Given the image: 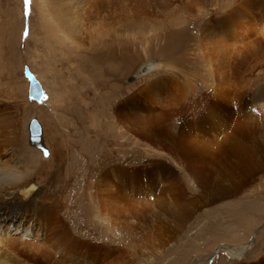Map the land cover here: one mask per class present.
Listing matches in <instances>:
<instances>
[{"label": "rangeland", "instance_id": "obj_1", "mask_svg": "<svg viewBox=\"0 0 264 264\" xmlns=\"http://www.w3.org/2000/svg\"><path fill=\"white\" fill-rule=\"evenodd\" d=\"M59 10L69 20H62ZM263 33L264 0H0V124L11 126L9 120L14 122L16 134L10 135L14 141L7 147H16L20 152L17 156L23 155L26 165L36 167L28 182L41 186L49 181L54 163L49 156L60 148L67 153L65 173L69 175L74 150L77 160L88 168L89 184L84 194L88 203L94 198L89 187L95 190L96 175L106 169L105 162L121 160L126 170L135 171L130 175L136 187L132 201L131 196L109 200L107 211H100V203L92 210L89 203L88 213L79 207L78 198H72L67 210L57 211L68 235L86 237L85 241L94 242L92 245H110L116 250L120 246L116 251L121 256L118 264H142L145 253L155 250L151 239L158 236L159 218L153 219L151 213L157 210L161 189L170 188L177 180L183 187L181 198L196 199L205 205L182 228L176 252L156 264H239L241 258L217 247L250 242V251L254 252L251 263L264 256V170L239 193L207 202V194L201 196L203 189L196 185L191 170L170 153L169 140L147 139L124 123H108L104 117L108 110L103 109V102L109 98L112 104H124L128 109L135 104L143 127L185 138L187 133L182 131L187 126L196 137L200 135L197 139L203 138L216 147L218 139L223 138L225 122L218 117L211 121L213 116L203 101L205 95L233 110L243 100L249 102L250 111L243 123L259 126L254 125L261 133L258 143L264 148ZM149 63L154 64L153 70L138 75V68ZM25 66L44 87L41 101L29 98ZM196 102L200 103L196 111L208 114L205 118L219 137H209L208 125L203 130L193 111ZM112 104L109 112L115 117ZM177 110H181V120L189 117L185 127L178 118L172 117V122L163 119ZM32 117H37L43 126V148L30 144ZM75 118L79 121L75 122ZM96 124L98 132L108 134L106 141H101L97 133L98 140L94 139L93 144L87 142V133L78 139L77 127L82 133L80 125L94 128ZM0 140L3 141L1 137ZM101 151L106 152L104 160ZM199 151L200 148L188 159L207 173L213 165L208 155L213 156H197ZM75 187L78 191V184ZM60 195L62 198V191ZM116 204L123 206L122 219L110 221L114 207H122ZM127 211L137 219L126 221ZM131 212L128 217L133 215ZM153 225L157 227L153 229ZM95 228H101L104 234L99 231L91 236ZM16 248L11 244L4 247L12 252L15 264H33ZM202 256L207 261H197ZM116 258L112 254L105 262L112 264ZM98 261L104 263L103 259Z\"/></svg>", "mask_w": 264, "mask_h": 264}, {"label": "bare ground", "instance_id": "obj_2", "mask_svg": "<svg viewBox=\"0 0 264 264\" xmlns=\"http://www.w3.org/2000/svg\"><path fill=\"white\" fill-rule=\"evenodd\" d=\"M59 17L64 21L69 20L64 11L59 12ZM143 65H141L137 71H139ZM153 65L150 71L153 70ZM59 97L61 98V96ZM59 97L58 99H60ZM109 99L103 102V106L105 104L103 109H105V111L108 110L107 114L105 113L106 115L104 116L108 120V123L109 121L117 122V124L124 123L129 128V130L137 132L139 135L144 136L147 139L158 137L162 141L169 140L168 145L170 144V153L173 156L182 159L184 168H189L191 170L190 173L197 182L196 185H200V190L203 189L201 196L207 194V202L223 199L233 194L239 193L245 186H249L250 183L254 182V180L257 178L256 176L264 170V148L259 145L257 140L258 137H260L259 134L261 133L258 131L259 129H255V124V126L252 124L254 127H252V125H250V127L243 123L244 119L246 120L249 118L247 117L248 113L250 112L249 102L247 101L238 100L240 102L239 108L233 110L229 107H226V105L224 106L223 104L219 103L220 101L217 102L213 100L210 95H205L203 101L205 106L211 112V116H213L211 121H214L215 117H218L225 122L223 131L225 136L223 134V138L221 140L218 139L217 146L214 147L213 145L206 143L207 141H205L203 138L197 139V137L200 135L197 133L196 137V134H194L193 131L187 129V126L185 127L189 117L188 120H181L183 118L180 114L181 110H177L173 113H167L163 119L167 122H172L173 118L180 119L182 126L185 127L184 131L182 132L186 131L187 133V137L183 136L185 138H177L174 136V134H167L163 131H157L143 127L139 119V114L135 111L137 105L133 104L131 108L128 109L124 104H112ZM110 104H112V111L113 108L116 111L115 117L112 115L110 116ZM199 104L200 103L197 102L193 104V111L195 112L194 114L199 117L203 130L207 125L209 126V131H211V135L209 137L212 139V137L216 135L218 136V132L215 128H213L211 121H208L205 118L208 115L206 112L203 110L196 111V108L199 107ZM141 106L142 104H140L139 107ZM81 110L85 112L83 107ZM79 113H81V111ZM205 113L207 115H205ZM157 117L160 118L158 115ZM75 119V122L79 121V119ZM0 120L2 121L1 117ZM9 124L11 126H2L0 124V137L3 140H0V150H5L4 153H0V264H15L12 259V252L9 253L8 249L4 250V247H6L7 244H11L14 245V247L19 248L20 254L32 261L33 264H101V262L98 261L100 259L104 260L103 264H111V261L105 262V258L112 254H116L117 256V258L113 260L112 264H118L121 256L119 255V252L116 251L119 250L120 246H116V250L114 249V246L111 248L110 245H92L94 242L85 241L86 237H71L68 235L67 229H65L62 223H60L61 221H59L57 211L60 209L67 210V205H69L70 202L72 203V198H78L79 207L88 213L91 211L89 203L92 204V210L95 204L100 203V211H104L106 210V204L109 200L128 199L131 195L136 194L133 193L136 191V187L133 183V180L130 179V175L135 171L130 172L129 170H126L127 167L124 163H122L121 160L116 162H105L103 167L106 169L98 172V175H96V185L94 186L93 183L95 190L92 186L89 187V189L92 188V192L89 194L91 195L94 192V198L89 197L91 199L88 203L87 198L84 196L89 184L87 172L88 168L84 163L81 164L77 160L78 156L76 157V152L74 150V154L70 156V159L73 161V163L69 166V175L65 173L64 166L65 162L67 161V153L62 151L60 148L56 149V151L53 152L51 156H49L50 159L52 158L54 163L52 172H50V179L47 182L45 181L46 185L44 184L37 186L36 184H30L31 181H28L33 175L32 170H34L36 167L34 168L26 165L23 155L20 157L17 156L20 152L18 149H16V147L13 149L7 147L10 141H14L10 135L16 134V131L13 129L14 122L12 123V121L9 120ZM102 126H104V123ZM80 127L82 129V133L79 127H77L76 131V134L80 133V137L78 138L79 140H81L85 133H87V142H91L92 144L95 143V140H98L95 138L96 133L102 139L101 141H106L108 138L107 133L103 134L100 131L98 132L97 124L94 126V128H86L87 126L84 125H80ZM178 128L181 129L182 127ZM18 133H20L19 130ZM181 134L184 135L185 133ZM16 137L17 136L15 135V140ZM205 139H207V137ZM42 141L43 139L41 140V143H43ZM30 144L33 145L31 142ZM75 145L76 144L73 146ZM34 146L36 147V145ZM103 147H106L104 143ZM199 148L200 153L197 152V156H205L204 154H210L213 156L210 158L208 155V159H212V162L210 161V163L213 165H211L212 167L207 173H203V170L198 168L196 165L198 163H194L188 159L190 155ZM78 152L80 151L78 150ZM101 153V159H106V152L101 151ZM49 158H46V160ZM207 163L209 164V161ZM76 184H78L79 187L78 191H76ZM169 187L170 188L168 189H161L160 196L156 204L157 210L151 213L153 214V219L156 216L159 218L158 227L153 225V229L157 227L156 231H158V236H156V238L154 237V239H151L152 242H150L154 245L156 251L151 249L150 251L146 252L144 256L146 258L142 264L159 263L161 259H165L170 254L172 255L173 252H176L174 249L178 245V238L182 228L185 226L191 216L194 215V213L200 207L205 205V203L196 199L181 198L180 195L183 189H181L182 186L180 187L179 181H173ZM59 190L62 191V198ZM55 191H58V193ZM69 191H71L72 194ZM130 198L132 201V196ZM62 200H64V202ZM122 202L120 203L122 204ZM142 202L140 203L141 206ZM84 203L85 205H83ZM115 206L118 208L120 205L116 204ZM74 207L75 204L73 202V208ZM122 208L123 206L118 209L119 214L118 210H115V207L114 210L112 209L113 212L111 214L110 221H121ZM73 211L75 212V210ZM132 211L134 212V209ZM127 212L129 213L131 211ZM133 212L131 213L133 214ZM128 213H126L127 217L125 216L126 221H129L130 218L137 219V215L133 214L132 216L128 217ZM104 216L105 215H103V217ZM18 217H21L22 221H19ZM70 217L72 218V216ZM140 219L142 220V218ZM140 219L138 218V221H140ZM106 220H109V218ZM72 224L74 225V223ZM99 229H96L95 232L91 231V236L96 235V233L99 231V234H104L101 228ZM74 230H76V228ZM87 230L84 229L83 231ZM80 234H82V232ZM31 237L33 240H30ZM153 240H155V242ZM220 247L225 249L226 253L229 255H234L235 258H241L242 260L240 259L241 262L239 264H264V256L258 258L256 263H251V260H249L254 253L253 251H250L253 247H251V242L250 245H220L217 248ZM67 257L70 259V261L67 259ZM206 259V256H202L198 258L197 261H205Z\"/></svg>", "mask_w": 264, "mask_h": 264}, {"label": "water", "instance_id": "obj_3", "mask_svg": "<svg viewBox=\"0 0 264 264\" xmlns=\"http://www.w3.org/2000/svg\"><path fill=\"white\" fill-rule=\"evenodd\" d=\"M152 69V64H144L137 72L138 75L146 73ZM25 76L29 80V98L41 101L45 96V90L36 75L30 70L29 66H25ZM30 141L37 147L43 148L41 143L43 135V126L37 117H32L29 123ZM47 152V151H46Z\"/></svg>", "mask_w": 264, "mask_h": 264}, {"label": "snow or ice", "instance_id": "obj_4", "mask_svg": "<svg viewBox=\"0 0 264 264\" xmlns=\"http://www.w3.org/2000/svg\"><path fill=\"white\" fill-rule=\"evenodd\" d=\"M47 154V153H46Z\"/></svg>", "mask_w": 264, "mask_h": 264}]
</instances>
